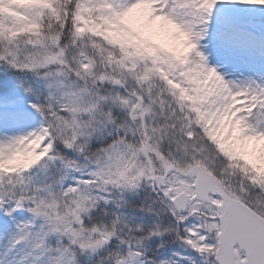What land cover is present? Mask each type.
Here are the masks:
<instances>
[{"label":"snow or ice","instance_id":"snow-or-ice-1","mask_svg":"<svg viewBox=\"0 0 264 264\" xmlns=\"http://www.w3.org/2000/svg\"><path fill=\"white\" fill-rule=\"evenodd\" d=\"M0 264H264V0H0Z\"/></svg>","mask_w":264,"mask_h":264}]
</instances>
